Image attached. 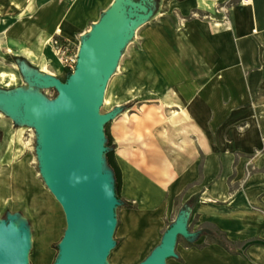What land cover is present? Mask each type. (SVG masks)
Masks as SVG:
<instances>
[{
	"label": "rangeland",
	"instance_id": "obj_1",
	"mask_svg": "<svg viewBox=\"0 0 264 264\" xmlns=\"http://www.w3.org/2000/svg\"><path fill=\"white\" fill-rule=\"evenodd\" d=\"M162 1L146 0L147 3L142 1L128 6V10L134 11V17L138 19L118 40L122 44L116 51L111 70L104 78V98L99 111L111 117L113 128L125 121L137 126L144 113L158 118V114H163L165 135L176 144L184 130L180 125L182 122L175 119L185 108L179 103L182 97L180 89L186 83L197 80L204 85L210 82L216 91L218 76L212 73H199L194 77L164 73L167 67L159 65L160 59L168 58L172 65L182 59L176 56L179 47L176 42L148 45V30L159 29L160 17L172 22L178 17L174 9H168L165 15L160 16L159 13L165 8ZM92 31L93 27L75 43V52L71 53L76 58L74 64ZM191 48L205 51L207 46L193 43ZM66 60L56 47L47 52L41 64H36L14 50L0 46V72L8 73L6 77L0 75V96L10 100L18 95L21 100L15 112L5 105L8 101L4 104L0 102V223L6 224L12 219L19 222L29 244L28 264H55L59 260L67 217L63 205L46 182L42 169L43 133L37 121L28 116L30 107L26 100L30 98L52 103L59 93V88L53 82L62 72ZM170 65L169 70H173ZM222 127V123L214 126L213 135L209 133L207 137L201 130L199 132L200 140L207 141L215 150L219 147L220 156L223 154L222 146H225ZM230 127L233 143L234 135L237 136L238 129L244 128V125L231 122ZM102 136L106 145L105 133ZM262 141L261 146L249 154L228 149L224 156L225 171L218 175L224 172L225 182H214L216 187L213 193L209 196L204 194L202 198L206 203L200 201L195 206L187 205L189 199L182 193L176 196L174 208L167 214L151 217L141 198L126 197L132 204L122 201L111 182L110 188L115 196V229L105 264L142 263L177 227L194 232L193 241L197 244L212 243L204 229L221 227L235 240V246L230 250L232 257L237 260L244 258L249 264H264V230L261 225H256L259 218L264 222V135ZM139 154L145 166H152L144 160L149 153ZM207 155H203V166L206 167L210 164V156ZM22 161L25 164L20 168L17 164ZM103 171L109 174L106 159ZM182 209L188 210L185 218L181 216ZM218 219L226 226L218 223ZM180 234L175 244V254L167 257L165 264L182 259L181 247L188 242Z\"/></svg>",
	"mask_w": 264,
	"mask_h": 264
},
{
	"label": "crops",
	"instance_id": "obj_2",
	"mask_svg": "<svg viewBox=\"0 0 264 264\" xmlns=\"http://www.w3.org/2000/svg\"><path fill=\"white\" fill-rule=\"evenodd\" d=\"M115 1L0 0V46L41 64L47 52L54 50L51 42L54 35L77 43ZM162 2L165 8L160 16L174 9L178 17L174 22L160 17L159 29L148 30V45L176 42L179 46L176 56L182 59L175 61V65L168 58L160 59L159 65L167 67L164 73L189 77L212 73L218 77L216 91L210 82L204 85L197 80L180 89L179 103L185 108L175 119L182 122L184 130L176 144L165 135L163 114H158V118L144 113L137 126L125 121L113 128L111 122L116 157L123 171L122 195L141 198L151 217L173 210L176 196L182 193L187 199L199 195L194 206L198 205L204 194L213 193L216 180L224 184V172L218 175L225 171L224 156L228 149L253 153L263 143L264 135V0ZM193 43L206 44L207 49L194 50ZM169 65L174 69L169 70ZM231 122L244 125L234 135L233 143ZM220 123L225 144L222 156L219 147L215 150L199 137L200 130L206 137L209 133L213 135L212 128ZM139 153H149L144 160L152 166H145ZM204 154L210 156L207 167L203 166ZM23 161L17 164L20 168L25 164ZM256 222L264 230L261 218ZM218 223L226 226L219 219ZM180 255L182 259L173 264L250 263L244 258L235 259L218 242L182 245Z\"/></svg>",
	"mask_w": 264,
	"mask_h": 264
},
{
	"label": "water",
	"instance_id": "obj_3",
	"mask_svg": "<svg viewBox=\"0 0 264 264\" xmlns=\"http://www.w3.org/2000/svg\"><path fill=\"white\" fill-rule=\"evenodd\" d=\"M142 1L147 3L146 0H116L108 11L104 13L102 18L93 24V31L86 39V44H84L80 51L81 54V52L90 48L92 42H94L95 33L99 30L101 24L110 18L112 10L115 5L118 4L120 6L118 9L119 15L111 21V24L114 25L121 18H124V23L126 24L125 29L117 34L104 37L102 39V47L99 55L92 59H88V63L92 65V70L94 72L92 86H94L96 78L98 74H100L98 87L102 92V96L104 95V90L102 88L104 78L111 70L116 51L122 44L118 40H120V36H122L125 31L130 27L132 28V25L138 19L134 17V11L128 10V6L130 4H140ZM144 6L147 5L145 4ZM126 11L128 14H126ZM107 49H109L108 57L105 60L103 59V55ZM78 62L79 58L74 71L68 76L66 81H63L58 76L55 78L53 84L57 85L59 93L53 102L58 100V97L61 95L60 82L66 83L72 78L74 72L79 68ZM92 86L90 87L91 91L94 88ZM14 98H18L19 100L15 110H12L15 112L21 104L18 95L10 100L3 99V97L0 96V102L3 100L1 103L4 104V102L8 101L7 104L5 103L8 107L9 101ZM26 101L30 107L28 116L37 121L43 133L42 169L46 182L63 205L67 217L66 232L60 243V258L55 264H105L112 245L113 232L115 229V215L113 210V198L115 196L110 188L111 182L115 186L114 172L110 166L109 174H106L103 171V163L106 159L108 146L104 144V140L102 139V134L105 133V128L104 130H102V128L103 124L105 127V123L110 120L111 117H107L103 114L99 116L102 120V127L99 129L100 140L102 142V156L100 157L99 163L96 164L90 156L83 153V150H79L78 145L80 139L84 136L83 131L80 130L78 124L79 118L81 114H87L93 108L92 103L77 108V114L72 123V131L74 134L70 138V142L64 141L61 143L60 139L63 137L60 135V132L58 135L53 132L49 134L50 127L55 125L53 121L54 118H48L45 121L46 117L44 116V120L42 121L40 118L42 117V114L40 115L38 110L31 104H42V102L30 98ZM101 102L102 100L98 102V110ZM9 110L11 109L9 108ZM88 118L86 121H89ZM47 127H49V130L46 132ZM187 213V209H182L181 216L185 218ZM13 220L16 219L9 220L6 224L0 223V225L7 227ZM20 231L22 238L28 246L27 235L21 227ZM176 231H173L172 234L167 237V240L157 247L148 259L140 264H165L167 257L175 254V244L177 243L179 233H182L191 239H193V236L195 235L194 232L187 231L183 227H177ZM20 258V254L17 253L16 248L12 243L8 244L0 242V264H18Z\"/></svg>",
	"mask_w": 264,
	"mask_h": 264
},
{
	"label": "bare ground",
	"instance_id": "obj_4",
	"mask_svg": "<svg viewBox=\"0 0 264 264\" xmlns=\"http://www.w3.org/2000/svg\"><path fill=\"white\" fill-rule=\"evenodd\" d=\"M119 5L116 4L114 9L110 14V18L101 24V27L94 35V42H92L88 50L81 52L78 62V69L74 72L72 78L66 82H60L61 85V95L58 100L52 103L42 102L39 104L31 103L35 109L38 110L39 114H42L41 120L45 121L48 118H54L53 121L55 125L50 127V132L59 134L63 137L60 142H70V138L73 136V122L76 110L82 105L93 104V108L87 114H81L79 118L80 130L83 131L84 136L80 139L79 150H83V153L90 156L96 164L99 163L100 157L102 156V142L100 140V127H102V120L99 118L102 115L97 109L98 102L103 100L102 92L98 87V82L100 80V74L96 78V83L92 86L94 72L92 70V65L88 63V59L97 57L100 53L102 47V39L110 35L117 34L125 29L126 24L124 23V18H121L114 25L111 21L119 15L118 9ZM108 50H105L103 59H107ZM0 75L6 77L8 73L6 71H1ZM7 84H11L7 82ZM94 87L90 90V87ZM2 99V98H1ZM3 102V100L1 101ZM18 98H14L8 103V107L11 110H15L18 105ZM90 117H89V116ZM89 117V118H88ZM88 118L89 121H86ZM85 129V130H84ZM49 127L46 128V132ZM0 242L12 243L17 253L20 254V262L18 264H28V246L27 243L22 238V234L19 227V222L13 220L11 224L7 227L0 225Z\"/></svg>",
	"mask_w": 264,
	"mask_h": 264
},
{
	"label": "trees",
	"instance_id": "obj_5",
	"mask_svg": "<svg viewBox=\"0 0 264 264\" xmlns=\"http://www.w3.org/2000/svg\"><path fill=\"white\" fill-rule=\"evenodd\" d=\"M165 2H168L169 0H164ZM55 39L59 40L60 44L62 47L67 48V54L75 52V44L71 43L66 37L60 34H56L53 36ZM76 64H69L67 62L64 63L63 65V70L60 74H58V77L61 78L63 81H66L68 76L74 71ZM111 122L112 120H108L105 123V133H106V145L108 146V149L106 151V160L109 164V166L112 168L114 172V181H115V187L117 194L119 198L122 201H126L128 204H132V201L127 200L125 197L122 195V184H123V171L122 167L116 157V143L114 141V136L111 131ZM198 200V195L192 196L189 200L187 205L193 206ZM204 232L207 234L208 239L212 242H218L225 246L227 249L232 250L235 246V240L232 239L227 232L222 229L221 227H217L215 229L213 228H206L204 229ZM180 235H183L182 233ZM185 236V235H184ZM187 242L186 244H197L193 239L190 237H187ZM207 243H199V246H203Z\"/></svg>",
	"mask_w": 264,
	"mask_h": 264
},
{
	"label": "built area",
	"instance_id": "obj_6",
	"mask_svg": "<svg viewBox=\"0 0 264 264\" xmlns=\"http://www.w3.org/2000/svg\"><path fill=\"white\" fill-rule=\"evenodd\" d=\"M247 3H250L251 0H244ZM51 42L54 45V47H56V49L58 51H61V53L63 54V56L67 59V63L73 65L76 62V58L70 54H67V48H64L61 46L59 40L55 39L54 37L51 38Z\"/></svg>",
	"mask_w": 264,
	"mask_h": 264
}]
</instances>
